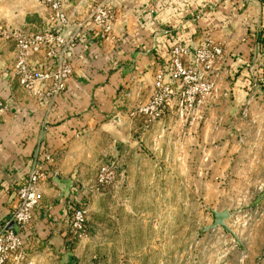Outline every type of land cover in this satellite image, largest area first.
I'll return each mask as SVG.
<instances>
[{
  "label": "rangeland",
  "instance_id": "1",
  "mask_svg": "<svg viewBox=\"0 0 264 264\" xmlns=\"http://www.w3.org/2000/svg\"><path fill=\"white\" fill-rule=\"evenodd\" d=\"M102 1L60 0L72 24L83 23L88 30L82 41L89 28L93 31L89 18ZM126 1H112L116 13L128 11ZM231 6L243 13L231 28L222 24L209 35L224 49L225 60L215 72L216 96L209 100L196 131L178 133L170 116L172 128L160 129L156 139L126 138L117 151L109 129L115 115L108 108L101 126L81 129L68 146L58 147V154L50 155L42 142L26 164L27 172L1 193L0 213L6 214L0 219L6 220L32 166L45 174L39 187L40 208L22 236L48 235L51 242L34 241L38 250H54L48 264H264V46L258 43L263 11L244 0ZM0 24L27 33L55 27L49 8L40 0H0ZM244 39L247 48L239 52ZM130 51L160 60L142 73L137 66H128L131 78L113 101L120 98L122 118L149 100L152 79L170 58V50ZM98 57L92 56L85 74L92 76L98 70L93 62ZM14 60L15 44L0 36V72L9 71ZM74 64L72 77L79 67L78 61ZM9 89L25 94L16 80ZM239 91L247 95L240 97ZM6 104L8 112L11 104ZM95 106L94 102L91 108ZM179 137L182 146L174 145ZM193 141L198 144L190 145ZM180 152L183 160L176 157ZM103 168L108 173L101 182ZM79 208L87 212L83 239L71 234L72 215ZM210 210L230 212L227 224L244 250L222 228L200 235L212 224Z\"/></svg>",
  "mask_w": 264,
  "mask_h": 264
},
{
  "label": "crops",
  "instance_id": "2",
  "mask_svg": "<svg viewBox=\"0 0 264 264\" xmlns=\"http://www.w3.org/2000/svg\"><path fill=\"white\" fill-rule=\"evenodd\" d=\"M244 1L258 4L262 10L260 0ZM236 2L240 3L242 0H127L125 8L128 11L117 10V21L108 39L99 40L96 33L89 28L90 32L83 39L82 45L75 48V60L78 61L79 67L69 80L67 91L52 109L47 100L40 95L34 96L23 89L25 94L22 95L9 89L12 87L15 61L5 74L0 72V88H4L0 91V96L11 104L8 112L0 119V210L4 209L1 206V201L4 200L1 193L6 187H12L14 182L27 172L26 164L42 142H46L50 155H53L54 151L58 154V147L68 146L73 137L81 133V129L86 131L90 130L92 125L101 126L103 113H108V108L111 115H115L109 129L117 151L120 142L126 138L130 142H133L132 139L146 142L151 138L156 139L160 135V129H171L173 121L170 116L161 124L153 126H146L140 119H132L131 111L129 115L127 114L128 120H126L128 116L126 118L120 116L118 107L120 98L116 102L113 101L117 99L116 94L121 86L131 78L128 66H137L136 70L142 73L150 66L154 67L156 60H160L159 56L132 53L130 50L140 51L148 48L166 53L170 50L173 39L196 48L205 37L212 36L217 27L224 24L231 28L237 23L243 12L233 10L231 4ZM215 3L219 6L214 5ZM147 6L154 9L155 13L150 14ZM211 6L215 9L212 10ZM238 8L240 9V5ZM166 30L169 32L168 35L164 34ZM246 48L247 42L244 39L238 46V51H245ZM96 54L99 57L93 62L98 70H95L92 76L85 74L87 67L91 65L92 56ZM240 57L246 61L244 56ZM153 82L154 78L151 86ZM137 89L143 91L142 87ZM239 93L240 97L247 95V92ZM94 102L98 107L91 108ZM176 128L178 133L184 134L191 130L196 131L197 126L183 127L177 124ZM175 142L174 145L182 146L180 137ZM193 143L190 145L198 144L197 141ZM193 152H197L196 148ZM176 157L183 160V153H178ZM192 172L193 170L189 173L190 177L193 176ZM56 178L64 183L60 175H56ZM57 210H60V214L64 213L61 206ZM5 212L0 215L5 216ZM34 241L51 242L44 233L26 237L23 250L8 264H48L49 258L54 256V250L48 248L38 250L40 246Z\"/></svg>",
  "mask_w": 264,
  "mask_h": 264
},
{
  "label": "built area",
  "instance_id": "3",
  "mask_svg": "<svg viewBox=\"0 0 264 264\" xmlns=\"http://www.w3.org/2000/svg\"><path fill=\"white\" fill-rule=\"evenodd\" d=\"M40 1L49 8L55 29L27 33L0 24V36L15 44L13 80L21 89L44 97L52 107L67 91L76 62L74 50L82 45L81 37L88 30L83 23L72 24L60 0ZM112 1L103 0L97 4L89 18L99 39H106L112 33L116 18ZM147 10L155 13L151 7ZM164 34L169 32L166 30ZM224 60V49L210 36L196 48L173 39L170 58L157 71L149 100L132 111L131 118L142 120L146 126L161 124L168 116H173L183 127L198 125L207 112L209 100L216 96L215 72ZM7 109L6 101L0 98V119ZM101 172L103 182L108 169L103 168ZM44 179L45 174L33 165L16 191V204L9 217L0 219V264H8L23 250L22 232L27 230L34 211L40 206L39 187ZM86 213L83 208L73 212L70 226L75 239L85 236Z\"/></svg>",
  "mask_w": 264,
  "mask_h": 264
},
{
  "label": "water",
  "instance_id": "4",
  "mask_svg": "<svg viewBox=\"0 0 264 264\" xmlns=\"http://www.w3.org/2000/svg\"><path fill=\"white\" fill-rule=\"evenodd\" d=\"M210 213L212 215V224L208 227L202 228V231L200 232V235L203 233H206L208 231H213L217 228H222L224 231H226L228 234H230L235 242L241 247L242 250H244V247L238 238V236L232 231V229L228 226L227 222L231 219V214L228 210H225L223 212L219 211H213L210 210ZM12 226L11 228H13Z\"/></svg>",
  "mask_w": 264,
  "mask_h": 264
},
{
  "label": "trees",
  "instance_id": "5",
  "mask_svg": "<svg viewBox=\"0 0 264 264\" xmlns=\"http://www.w3.org/2000/svg\"><path fill=\"white\" fill-rule=\"evenodd\" d=\"M260 5L262 7L263 15H264V0H260ZM262 25H261V30L258 32V43L261 46H264V16L262 18Z\"/></svg>",
  "mask_w": 264,
  "mask_h": 264
}]
</instances>
